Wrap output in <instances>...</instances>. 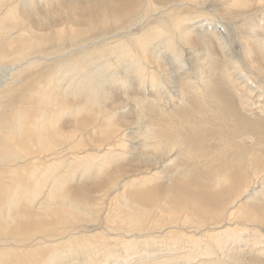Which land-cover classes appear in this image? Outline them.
<instances>
[{"label": "bare ground", "instance_id": "6f19581e", "mask_svg": "<svg viewBox=\"0 0 264 264\" xmlns=\"http://www.w3.org/2000/svg\"><path fill=\"white\" fill-rule=\"evenodd\" d=\"M216 1L241 63L200 0H0V264H264V0Z\"/></svg>", "mask_w": 264, "mask_h": 264}, {"label": "rangeland", "instance_id": "374dc122", "mask_svg": "<svg viewBox=\"0 0 264 264\" xmlns=\"http://www.w3.org/2000/svg\"><path fill=\"white\" fill-rule=\"evenodd\" d=\"M205 1H207V2H205ZM210 1V2H209ZM200 2L201 3H199L198 4V7L200 8L201 6V8H200V10L201 11H204L205 12V10H206V12H208V13H210V14H212L213 12H215L216 14L215 15H212L213 16V21H215V23L216 24H220V26L222 25V27H223V25H225L226 26V28L228 29V30H225V27H223V33H225V35L227 34V36H228V39H229V41H230V43H232L231 44V46H232V48H233V54H236V55H234V57H236L237 58V60L239 61V58H244V56L242 55L241 56V53H242V47L239 45V43L237 42V34H238V32H237V28L236 29H234L235 27H233V25H234V20L233 19H231V18H229V17H231V16H229L228 15V17H226L227 15L225 14L224 16H225V19L222 17V16H220V15H222L220 12H222L223 10H221V9H219L220 8V5H219V1H216V0H200ZM215 2V3H214ZM205 3V4H204ZM211 3V4H210ZM201 4V6H199ZM206 5V6H205ZM215 5V6H214ZM206 8H205V7ZM212 6H214V7H212ZM208 7V8H207ZM210 7H211V9L212 10H210ZM219 7V8H218ZM218 9V10H216V9ZM215 10V11H214ZM219 11V12H218ZM218 13H220L219 14V16H218ZM223 13V12H222ZM227 18H229V20H226ZM230 20H233V21H231L230 22ZM236 21V20H235ZM228 22V23H227ZM233 23V24H232ZM232 29H233V31H232ZM140 30H141V26H139V25H135V26H133L132 27V29H131V32H132V34L133 33H138V32H140ZM235 30V31H234ZM229 32V33H228ZM230 35V36H229ZM230 37H231V39H230ZM233 38V39H232ZM234 40H235V42H234ZM243 54V53H242ZM185 56H186V54H185ZM201 56H203V55H201ZM238 56V57H237ZM241 56V57H240ZM241 60L242 59H240V63H241ZM243 61V60H242ZM243 64H244V62H243ZM245 65V66H244ZM243 65V69H245V70H243V72H239V75H243L244 76V78L243 79H245V81L244 82H247V80H246V75H248V74H250V76H251V81H254V83H253V85L252 86H254L253 88L255 89H253V96H252V94H251V97H250V99H251V103L253 104V106H252V104H251V106H247V108L246 107H242V106H240V109H241V112L242 113H246L245 115H249L250 113H251V111H254V112H252L253 114H250L249 115V117H251V119H256V120H261V121H264V74L263 73H261V72H258L257 73V71H256V73L255 72H253V71H251V69L250 68H248L247 66H246V64H244ZM186 66V65H185ZM245 67V68H244ZM246 68H247V70H246ZM186 71H188V68H181L180 70H178V71H176V76L178 77V75H180L179 73L180 72H183V73H185ZM249 71V72H248ZM193 74H194V72H193ZM186 77H188V75L186 74L185 75ZM179 78V77H178ZM194 79V80H193ZM189 80H190V78H189ZM191 80H193L194 82V84L196 85V90L199 92V93H202L203 92V90H204V92H205V87L203 86V84L199 81V78H197V77H194V78H192ZM243 84V83H242ZM169 85V84H168ZM256 85L258 86V89H257V87H256ZM198 86V87H197ZM237 87H236V91L234 92V88H233V93H238V90H239V92L240 93H243V89H244V87H240V85L238 86V85H236ZM168 87V89L170 90L169 92L170 93H172V91L171 90H174V88H170V86H167ZM226 87V86H225ZM227 87H231V86H227ZM226 87V88H227ZM240 87V88H239ZM243 88V89H242ZM262 89V90H261ZM247 90V89H246ZM255 91V92H254ZM263 91V92H262ZM203 92V93H204ZM61 93L62 94H67V93H65L64 92V88H61ZM261 93V94H260ZM235 94H234V96L233 97H237V96H235ZM255 94V95H254ZM257 99V100H256ZM258 100H259V102H258ZM260 100H261V102H260ZM256 101V102H255ZM166 102V103H165ZM163 104L164 105H162L163 106V108L166 110V111H168L169 110V108L171 107V103H170V101L169 102H167V101H165ZM168 103V104H167ZM256 106V107H255ZM252 109V110H251ZM261 109V110H260ZM257 111V112H256ZM261 116V117H260ZM246 117H248V116H246ZM128 118V117H127ZM134 118H128V121H126L125 123H133L134 122ZM129 136H132V137H134L135 135L133 134V133H130L129 134ZM1 162V161H0ZM2 168V165L0 164V169ZM76 177H77V180H76V184L77 185H85V184H91V183H93V182H91V183H88V181H85V182H81V181H84V180H87V178H83V179H81V178H79V175L76 173ZM81 179V180H80ZM263 244H264V242L263 243H261V246H263ZM246 247V248H245ZM264 247V246H263ZM240 248V249H239ZM242 250H244L243 252H242V254H241V251ZM247 250H249V248H248V246H241L240 244H238V246H237V251H239V253L241 254V256L243 255V258H249V256H253V254H251L250 252H247ZM245 253H246V255H245ZM249 254V255H248ZM245 255V256H244ZM257 257H260L261 259H264V253L262 254V256H257Z\"/></svg>", "mask_w": 264, "mask_h": 264}]
</instances>
